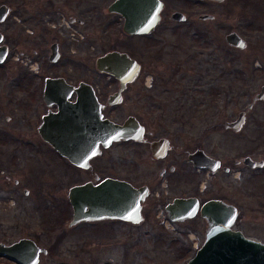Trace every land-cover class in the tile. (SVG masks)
Instances as JSON below:
<instances>
[{"label":"flooded vegetation","instance_id":"af4514ba","mask_svg":"<svg viewBox=\"0 0 264 264\" xmlns=\"http://www.w3.org/2000/svg\"><path fill=\"white\" fill-rule=\"evenodd\" d=\"M115 1L41 0L0 4L5 9V16L0 19V26H5L0 30V49H5V57L0 66L15 60L25 67L17 65L20 67V70L16 68L19 71L17 82H21L23 77L29 78L26 77V71L35 73L34 77L40 85V96L34 97L37 99L35 107L34 103L30 107L22 105L21 110L26 115L34 114L36 107H40L39 123L36 126L37 139L40 147L48 149L59 161V164H18L14 160L11 164H0V264H125L127 224L134 232L137 231L133 248L138 249L141 247V233L138 230L144 223H153L155 211L154 217L165 229L173 230L175 226L181 230H189L186 223L200 218L206 223V231L208 224L201 216L202 205L212 200L230 204L219 197H204L206 186L198 177L202 172L213 174L222 170L228 173L229 168L219 159L207 154L200 144L182 151L181 155L185 156L182 160L175 154L171 155L172 139L157 138L155 130L148 129L150 124L146 113L149 110V98L142 94L141 80V85L136 87L137 91L128 97L131 85L139 83L143 53L146 50L126 43L125 37L129 40H148L153 31L138 36L127 34L123 29L124 19L108 10ZM161 1L164 4L161 17L165 12L172 23H185L187 18L183 12L176 8L165 9L166 2L176 0ZM177 11L184 14L183 21L171 19L172 13ZM198 19L202 20L201 15ZM95 32L96 36L104 35L106 41L98 46L101 47V53L94 58L97 51L94 46ZM234 48L243 50L246 47ZM110 52L125 53L136 61L139 70L132 81L122 83L112 74L97 68V59ZM214 53H208V57L212 58H207L212 62L213 68H217L219 62ZM134 55H137V59ZM197 65L201 67L199 61ZM102 77L106 79L102 80ZM205 78L206 76L201 79L205 81ZM201 79L199 84L204 83H201ZM150 81L147 78L145 82L149 88L152 87ZM191 85L192 88L198 87L196 83ZM46 87H49L48 98L45 97ZM256 94L251 97L249 105L253 103ZM130 98L136 102V112L124 115L123 109L127 108L126 103ZM24 100L26 97L16 104H23ZM259 101L264 100H256L253 106ZM248 106L243 126L247 112L253 108L252 106L248 110ZM96 112L101 121L117 125H123L126 120L132 119L137 127V138H121L108 146L101 142L95 145L94 142L98 140L93 139L91 133ZM53 116L57 119V126L52 130L56 132L55 140L60 147L66 148L61 138L65 131V143H72L70 147L77 152L75 158L78 164L61 155L45 139L46 135L43 136L41 130L44 120ZM7 120L8 116L5 117V121ZM235 120L236 118L233 121ZM233 121H226L224 128L226 123ZM226 130L234 133L241 131L230 128ZM50 131V128L45 129L44 134ZM6 142L11 147L21 143L11 134L0 132V145ZM26 147L36 148L32 142ZM116 148H122L125 152L134 149L127 158L124 157L125 153L122 155L125 164H114L115 158L109 154ZM198 153L219 161L220 166L215 170L195 166L191 158ZM143 162L148 163L152 169L141 172L139 169ZM126 164H133L128 172L123 167ZM192 172L194 174L190 177ZM190 181L193 184L187 191L184 186ZM126 184L135 191L130 198V205L135 199L139 203L140 219L136 222L121 217L126 207ZM75 189L77 190L74 191ZM115 190L117 194L114 193ZM111 195L118 197L117 209L115 200L111 201ZM179 199L196 200L197 207L191 218H178L182 214L173 206ZM163 201L166 204L160 209L159 203ZM31 248L36 250L34 259L29 251ZM7 250L11 252L9 255L2 254ZM45 259L47 261H43Z\"/></svg>","mask_w":264,"mask_h":264},{"label":"rangeland","instance_id":"374dc122","mask_svg":"<svg viewBox=\"0 0 264 264\" xmlns=\"http://www.w3.org/2000/svg\"><path fill=\"white\" fill-rule=\"evenodd\" d=\"M6 2L41 0H0V4ZM166 3L165 9L176 8L187 19L185 23H172L170 16L164 12L148 40H129L125 37L126 43L146 50L139 83L131 85L128 97L137 91L141 80L142 94L149 98L146 113L150 124L148 129H154L157 138L172 139L171 155L175 154L182 160L185 158L181 155L182 151L200 144L207 154L229 168L228 173L219 170L213 174H198L206 186L204 197H219L233 204L238 214L232 228L264 242V166L251 169L241 162L247 156L264 161V101L256 102L247 112L246 123L239 133L224 128L226 121H233L240 112L247 111L251 97L264 84V0H223L219 3L176 0ZM203 14L213 18L198 19ZM4 27L0 26V30ZM94 30H97L96 24ZM230 32H236L245 40V49L238 50L225 42V35ZM198 33L203 37L199 38ZM105 41L104 35L96 36L95 32L94 46L97 51L94 58L101 53L98 46ZM229 49L233 55L236 54V66L225 55ZM213 51L218 58V69L208 61V58H212L208 57V53ZM134 57L137 59V55ZM17 65L25 68L15 60L0 66V132L11 134L21 143L12 147L7 142L1 143L0 164H11L14 160L18 164H59L48 149L40 147L37 139L40 107H36L34 114L22 113V105L30 107L37 102L34 97L40 96V85L31 71H26L28 79L23 77L21 82H17L19 71L16 68L20 70ZM236 71H240V74ZM205 76L204 81L201 78ZM147 78L151 80V88L145 85ZM200 79L203 84H199ZM193 83L198 87L192 88ZM226 92L230 94L227 96ZM23 97H26L23 104H16ZM135 103L131 98L127 101L124 115L136 112ZM6 116L9 117L7 121ZM30 142L36 148L26 147ZM133 151V148L126 152L116 148L109 155L115 158L114 164H125L122 155L125 153L124 157L127 158ZM130 166L133 164L123 165L126 172L130 171ZM151 169L148 163L143 162L139 170L144 172ZM192 184L193 181L185 184L184 189L189 191ZM165 204L166 201L160 202V209ZM155 215L156 211L151 225L144 223L138 230L141 233V247L138 249L133 248L137 231L126 225L125 264H187L204 242L206 223L197 218L186 223L189 230L175 226L169 230L156 220Z\"/></svg>","mask_w":264,"mask_h":264},{"label":"water","instance_id":"95a60500","mask_svg":"<svg viewBox=\"0 0 264 264\" xmlns=\"http://www.w3.org/2000/svg\"><path fill=\"white\" fill-rule=\"evenodd\" d=\"M221 2L222 0H212ZM164 7L163 2L160 0H116L110 5L109 11L119 14L124 19V31L129 35H144L151 33L155 26L159 23L161 11ZM5 16L4 7H0V19ZM211 15H201L202 20L212 19ZM171 19L174 21H183L184 14L181 12H173ZM225 41L229 46H234L239 49L246 47L245 41L235 32L225 35ZM1 42V37H0ZM5 49H0V63L4 60ZM97 68L100 71H106L120 80L122 83L132 81L139 70V66L134 59L125 53L110 52L97 59ZM48 89L46 87L45 97L48 98ZM256 100H264V85L260 86L256 96L253 97V103L248 106V110L252 108ZM56 117H47L44 120L42 128L43 136L53 145L60 154L66 157L69 161L78 164L75 154L76 151L72 150L70 145L72 143H65L66 133H62L61 138L66 148L60 147L59 142L55 140L56 132L52 131L56 128ZM245 122V112H241L237 119L233 122L225 124V128H230L234 131H239ZM132 119L125 121L123 125L113 124L109 121H101L96 112L93 120L92 137L108 146L112 141L119 139H136L137 127ZM51 129L50 133L44 134L45 129ZM49 134V136H48ZM48 137V138H47ZM76 152V153H75ZM194 165L197 167H209L211 170L217 169L220 164L217 160L211 159L203 153H198L191 158ZM245 166L251 168L262 167L264 162L253 160L250 157H245ZM126 207L125 213L121 217L125 220L133 222L139 221V203L135 199L130 205V198L134 195V190L126 184ZM75 189L74 191H76ZM114 193L117 194L116 190ZM133 194V195H132ZM117 195H111V201L115 200V208L117 209ZM74 208L77 209L75 202ZM180 214L179 219L191 218L194 215L197 203L195 199L176 200L174 206ZM167 207V211H168ZM237 209L234 205L227 204L222 201H209L201 207V216L206 220L208 227L205 231L204 242L201 247L196 251L195 255L187 262V264H264V242L248 238L239 230H233L232 225L237 217ZM174 219V218H172ZM264 224V218L262 220ZM15 250V249H13ZM33 259L36 256L34 248L29 249ZM11 253L8 250L2 254ZM9 255V254H8ZM16 257V256H15ZM27 264V263H24Z\"/></svg>","mask_w":264,"mask_h":264},{"label":"trees","instance_id":"16d2710c","mask_svg":"<svg viewBox=\"0 0 264 264\" xmlns=\"http://www.w3.org/2000/svg\"><path fill=\"white\" fill-rule=\"evenodd\" d=\"M232 52L231 51H227V53L225 54L226 56H228V57H230V63L231 64H234V62L236 61L235 59H234V55H233V53L231 54ZM231 55H232V57H231ZM234 66H236L235 64H234ZM237 73H239L240 74V71H236ZM230 94V92H226V95L228 96Z\"/></svg>","mask_w":264,"mask_h":264}]
</instances>
